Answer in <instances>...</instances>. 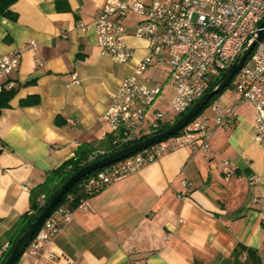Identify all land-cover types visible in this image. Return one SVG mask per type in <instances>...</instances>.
Masks as SVG:
<instances>
[{
	"label": "crops",
	"instance_id": "obj_1",
	"mask_svg": "<svg viewBox=\"0 0 264 264\" xmlns=\"http://www.w3.org/2000/svg\"><path fill=\"white\" fill-rule=\"evenodd\" d=\"M56 1L0 0V58L37 44L23 49L12 74L16 93L0 114V256L4 235L29 210L30 191L80 146L105 149L114 132L102 115L145 53V43L133 38L127 64L100 52L91 21L104 0ZM232 103L229 92L211 105ZM165 104L156 107L165 111ZM207 116V156L175 149L106 186L61 226L48 248L52 258L24 252L17 264H241L238 247L264 252V148L254 141L253 109L239 105L228 127L215 126L212 111Z\"/></svg>",
	"mask_w": 264,
	"mask_h": 264
},
{
	"label": "built area",
	"instance_id": "obj_2",
	"mask_svg": "<svg viewBox=\"0 0 264 264\" xmlns=\"http://www.w3.org/2000/svg\"><path fill=\"white\" fill-rule=\"evenodd\" d=\"M263 20L264 0H104L91 21L100 52L115 63L127 64L134 56L128 39L145 43L144 55L132 73L120 82L102 115L109 130L114 132L113 147L118 151L142 137L159 134L165 124L191 108L256 38ZM76 28L84 32L87 25L78 22ZM36 46V42L29 41L24 48L34 50ZM24 48L12 49L0 58V92L16 88L12 74L19 66ZM147 72L150 74L145 76ZM234 78L230 86L232 105L223 109L210 106L215 126L228 127L236 117V108L249 104L253 109L254 141L264 148V37L255 43ZM77 83L73 74L71 84ZM157 103H167L172 114L156 107ZM208 120L203 112L177 135L83 177L78 185L83 198L77 206L67 209L57 205L25 252L52 258L49 245L76 210H87L90 196L165 153L188 147L207 156L211 134ZM105 154L103 150L92 152L88 164ZM222 165L227 176L233 174L227 162ZM249 179L252 183L260 182L255 175ZM184 185L190 184L184 182ZM27 187L26 183L22 186L24 190ZM38 202L44 207L45 197L41 195ZM260 203V199L252 201L253 205Z\"/></svg>",
	"mask_w": 264,
	"mask_h": 264
},
{
	"label": "trees",
	"instance_id": "obj_3",
	"mask_svg": "<svg viewBox=\"0 0 264 264\" xmlns=\"http://www.w3.org/2000/svg\"><path fill=\"white\" fill-rule=\"evenodd\" d=\"M55 3L56 4L60 3L63 5L66 4L64 0H57ZM5 15L6 17H9V14H5ZM214 84L215 83H212L211 87ZM230 86H231V82L227 85V87L230 88ZM224 90L225 89H223L216 96H214L211 99V101L193 119L197 118L201 113H203L204 110L208 108L216 100V98L219 97L223 93ZM15 93H16V88L11 89V90H4L0 92V114L3 109L8 108L9 102L14 97ZM30 103H31L30 101H23L21 105H28ZM189 109L190 108H188L185 112L177 115L174 118L173 122L165 124L158 131V133H161L164 130H166L168 127H170L174 122H176L180 117H182ZM178 133H176L175 135H177ZM146 138L148 137H142L137 142L145 140ZM112 141H113V137L108 136V138H106L104 142L105 149H101V150L106 152L105 156L110 155L117 151V149L113 147ZM94 151L96 150L93 147L85 146V145L80 146L78 150L76 151L73 158L66 161L56 170L50 171L48 175L46 176V179L44 180L43 184L30 191L29 210L25 212L24 214H22L18 218L16 223L13 225V227L4 235V239L8 241V246L6 250L3 251L0 256V264H3L5 262L13 246L19 239V237L36 220L37 216L45 208L46 205L44 207L40 206L38 202L39 197L43 195L45 197V202L47 204L50 201V199L58 193L61 186L69 179V177L72 174L76 173L77 171H79L81 168H83L84 166L88 164L89 155ZM93 173L94 172H91L89 175ZM82 180L83 178H81L76 184H74L68 190V192L63 196V198L59 202L58 206L63 205L67 209H74L77 206L80 199L83 198V195L79 191V186H78ZM69 196L71 197L70 199H68ZM0 250H1V246H0ZM237 251L245 253V258L241 262V264H261V257L257 250L252 249V248L238 247ZM19 258L15 261L14 264H17Z\"/></svg>",
	"mask_w": 264,
	"mask_h": 264
},
{
	"label": "water",
	"instance_id": "obj_4",
	"mask_svg": "<svg viewBox=\"0 0 264 264\" xmlns=\"http://www.w3.org/2000/svg\"><path fill=\"white\" fill-rule=\"evenodd\" d=\"M264 37V20L260 23L258 30L256 32V38L245 48L244 52L240 55L238 60L232 64V66L223 74L218 81L209 88L195 104L176 122H174L170 127L159 134H155L132 144L126 148L120 149L110 155H107L95 162L87 164L81 168L76 173L72 174L69 179L61 186L58 193L53 196L50 201L46 204L43 211L37 216L36 220L25 230V232L19 237L15 245L13 246L8 258L3 264H14L15 261L20 257L24 252L26 246L34 236V234L39 230L44 220L50 215L54 208L59 204L63 196L68 192V190L76 184L81 178L90 174L91 172L101 169L112 163L121 161L124 158H127L139 151H142L154 143L160 142L163 139L169 138L174 135L182 128H184L210 101L216 96L219 92L227 87V85L234 78L237 71L240 69L241 65L250 54L254 45L257 41L261 40ZM261 261L264 263V252L260 254Z\"/></svg>",
	"mask_w": 264,
	"mask_h": 264
},
{
	"label": "rangeland",
	"instance_id": "obj_5",
	"mask_svg": "<svg viewBox=\"0 0 264 264\" xmlns=\"http://www.w3.org/2000/svg\"><path fill=\"white\" fill-rule=\"evenodd\" d=\"M131 19H133V17H131ZM149 74H150V73L147 72V73L145 74V76H148ZM219 78H220V77H218V79H219ZM234 79H235V78H234ZM234 79H233V80H234ZM229 92H230V88H229V87H226L222 94H229ZM163 109H165V111H168L169 114H172V112H171V110L169 109V107H168L167 104H165V105L163 106ZM204 112H206L207 114H210V113H211V109H210V107L206 108V109L204 110Z\"/></svg>",
	"mask_w": 264,
	"mask_h": 264
}]
</instances>
